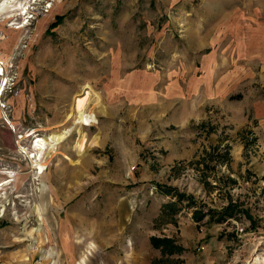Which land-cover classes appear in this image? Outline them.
Instances as JSON below:
<instances>
[{
	"label": "rangeland",
	"instance_id": "374dc122",
	"mask_svg": "<svg viewBox=\"0 0 264 264\" xmlns=\"http://www.w3.org/2000/svg\"><path fill=\"white\" fill-rule=\"evenodd\" d=\"M27 2L26 15L0 21V185L9 181L0 186V264H264L263 59L244 56L234 79L236 33L264 24V0L15 8ZM205 57L216 63L203 71ZM134 71L156 72L162 97L172 78H210L221 97L192 120L195 158L170 167L158 160L163 148L146 147L174 113L165 100L163 117L147 120L106 92ZM138 111L154 131L147 138Z\"/></svg>",
	"mask_w": 264,
	"mask_h": 264
},
{
	"label": "crops",
	"instance_id": "0c3cea01",
	"mask_svg": "<svg viewBox=\"0 0 264 264\" xmlns=\"http://www.w3.org/2000/svg\"><path fill=\"white\" fill-rule=\"evenodd\" d=\"M241 31L242 30H238L236 33V40L234 42L235 52L236 54L238 53L240 57L236 65V78H234L237 81L242 78V61L244 56L251 63L256 59H263L264 61V24L259 22L256 28H254V31H250L249 34ZM214 63H216L215 59L212 60L210 57H205L201 62V68L203 71H206L209 67L213 66ZM194 71L197 72V70ZM119 78H122V80H119L117 85L112 82V85L107 86L106 92L113 96H117L123 103L133 105V110L142 107L145 109L144 115H146V118L149 117L148 115H154L155 118L160 119L163 117L162 114L164 112L160 107L158 108V102L160 100H165L166 102L163 108L172 109V112H174L171 117L166 119L167 122L164 123L165 126L160 129L158 128L160 131L159 138H156V140H145L146 147L155 145L164 149L162 159L158 160L172 167L180 160H191L195 158L199 144L195 138L196 129L193 126V122L198 119L199 115L204 114L206 106L212 98L221 97L220 93L216 94L215 89H213L210 78H207L204 73L202 75L194 73L191 78H188V80L184 82L185 85L183 86L179 78L176 81H174V78H172L173 80H167L164 86V91L167 95L164 94V97H162V94L159 92V88H162L163 81L156 72L134 71L132 73L119 75ZM226 93L227 90H222L221 92L223 97L226 96ZM178 94L180 96L183 95L182 97L186 99L181 100L182 97H178ZM242 98L243 97L240 99ZM180 101L186 102L179 104ZM167 104H170V106L167 107ZM173 104H176L174 108ZM144 115L143 112L139 111L135 113L137 123L140 124V127L138 124L139 134L143 136V138H147L154 131L147 125ZM172 117H175L176 121H169ZM147 120L149 119L147 118ZM172 125H174V127ZM169 126L172 127V129H169ZM97 138H99L100 142L101 133ZM147 148L151 150V147ZM139 151L140 150H138V152ZM146 152L151 155L149 150ZM159 155H161L160 151ZM137 158L139 157L136 155V159ZM190 228L191 227H189V230H191Z\"/></svg>",
	"mask_w": 264,
	"mask_h": 264
},
{
	"label": "bare ground",
	"instance_id": "6f19581e",
	"mask_svg": "<svg viewBox=\"0 0 264 264\" xmlns=\"http://www.w3.org/2000/svg\"><path fill=\"white\" fill-rule=\"evenodd\" d=\"M19 0H0V12H2L0 14V21L4 24L6 21H11V19H14L16 16L18 15H26L28 13V9L30 8L28 2L23 4V6H21L19 9L18 8H15L16 4L18 3ZM54 4H50L49 6L52 7V11L53 9L56 8V6L53 7ZM14 7V8H12ZM8 8V9H6ZM5 10V11H4ZM51 11V10H50ZM51 11V12H52ZM21 22H12V23H8V25H10L11 29H15V30H18V29H22L26 26V24L28 22H25L23 24H20ZM6 38L5 36H0V39H4ZM84 147V143L83 144H79L78 148L82 149ZM9 181L5 180L1 183L0 186H3V185H6L8 184ZM260 259V256L257 255L256 257H253V262L254 263H257Z\"/></svg>",
	"mask_w": 264,
	"mask_h": 264
},
{
	"label": "trees",
	"instance_id": "16d2710c",
	"mask_svg": "<svg viewBox=\"0 0 264 264\" xmlns=\"http://www.w3.org/2000/svg\"><path fill=\"white\" fill-rule=\"evenodd\" d=\"M62 19H63V16H60V15H59V16H58V19L52 24V26H56V25H58L59 22H61ZM241 97H242V94H237V95L233 96L232 98L240 99ZM230 208H231V206H228V207L224 210V213L228 212ZM209 211H211V209H210ZM206 214H207V213L203 212V213H201L200 215H197V219H202ZM225 217H226V215H224L223 218H220V220L224 219ZM152 240H153V243H154L155 245H159V244H161V243H163V242L168 241L167 239H162V238H157V237H153Z\"/></svg>",
	"mask_w": 264,
	"mask_h": 264
},
{
	"label": "built area",
	"instance_id": "2783aa9c",
	"mask_svg": "<svg viewBox=\"0 0 264 264\" xmlns=\"http://www.w3.org/2000/svg\"><path fill=\"white\" fill-rule=\"evenodd\" d=\"M29 16H30V15H29ZM27 18H28V17H27ZM28 19H30V18H28ZM27 21H29V20H27ZM0 65H2L3 67H5V61L0 60ZM2 73H3V71L0 72V74H2ZM240 230L243 231V228H240Z\"/></svg>",
	"mask_w": 264,
	"mask_h": 264
}]
</instances>
